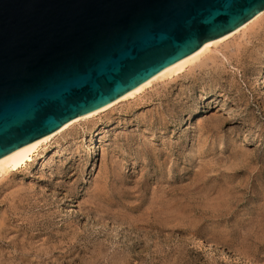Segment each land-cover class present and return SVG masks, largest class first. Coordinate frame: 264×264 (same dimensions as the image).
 I'll return each mask as SVG.
<instances>
[{"label": "rangeland", "instance_id": "rangeland-1", "mask_svg": "<svg viewBox=\"0 0 264 264\" xmlns=\"http://www.w3.org/2000/svg\"><path fill=\"white\" fill-rule=\"evenodd\" d=\"M208 54L0 177V264H264V15Z\"/></svg>", "mask_w": 264, "mask_h": 264}, {"label": "water", "instance_id": "water-1", "mask_svg": "<svg viewBox=\"0 0 264 264\" xmlns=\"http://www.w3.org/2000/svg\"><path fill=\"white\" fill-rule=\"evenodd\" d=\"M263 9L264 0H0V156Z\"/></svg>", "mask_w": 264, "mask_h": 264}, {"label": "bare ground", "instance_id": "bare-ground-1", "mask_svg": "<svg viewBox=\"0 0 264 264\" xmlns=\"http://www.w3.org/2000/svg\"><path fill=\"white\" fill-rule=\"evenodd\" d=\"M263 15H264V9L260 13H258L257 15H255L251 19H249L247 22H245L242 25L235 28L234 30H232V31H230V32H228L222 36H219L217 38H214L212 40L207 41L197 51H195L192 54L178 60L177 62L171 64L170 66L165 67L164 69L153 74L149 78L141 81L136 86L127 90L126 92H124L123 94H121L117 98L113 99L112 101H110V102H108V103H106V104H104L98 108L90 110L86 113H83V114L71 119L70 122L64 124L59 129H57L51 133H48L46 135H43V136H41V137H39V138H37V139L27 143V144H24V145L12 150V151L0 156V177H2L4 179V177L6 175H8L10 172H14V171L18 170L20 167L26 165L28 163V161L32 160L33 156L39 151V149L44 144H46L52 138L61 134L62 132H64L65 130H67L68 128H70L71 126L76 124L77 122H79L81 120H86L87 118H91L93 116H96V115L100 114L101 112L115 106L116 104H118L122 101H125L129 98H132V97H136L139 93L145 91V89L147 87L149 88V86H151L155 82L166 80V79H171L173 77L178 76L186 68L193 67L194 64L197 63L199 60L203 59V57H205L206 55L208 57L210 55V54H208L209 52L217 49L218 45L221 42H224L225 40L236 35L239 32H241V33L244 32L247 28H249L254 23H256ZM212 57L213 56H211V59H212ZM215 62H217V61H215ZM203 63H202V65H203ZM199 64L200 63H198V65ZM201 68H202V66H201ZM190 72H191V70H190ZM207 241L210 244H213V241L211 239L207 238Z\"/></svg>", "mask_w": 264, "mask_h": 264}]
</instances>
